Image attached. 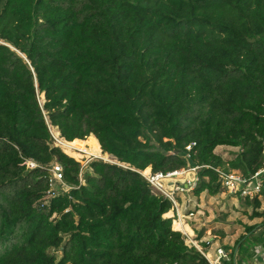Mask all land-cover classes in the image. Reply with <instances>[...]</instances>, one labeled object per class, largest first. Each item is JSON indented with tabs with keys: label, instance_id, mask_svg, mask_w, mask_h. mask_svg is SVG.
I'll return each mask as SVG.
<instances>
[{
	"label": "trees",
	"instance_id": "1",
	"mask_svg": "<svg viewBox=\"0 0 264 264\" xmlns=\"http://www.w3.org/2000/svg\"><path fill=\"white\" fill-rule=\"evenodd\" d=\"M49 125L127 167L81 179ZM182 155L195 196L264 169V0H0V264H209L142 175ZM53 162L70 190L44 202Z\"/></svg>",
	"mask_w": 264,
	"mask_h": 264
},
{
	"label": "rangeland",
	"instance_id": "2",
	"mask_svg": "<svg viewBox=\"0 0 264 264\" xmlns=\"http://www.w3.org/2000/svg\"><path fill=\"white\" fill-rule=\"evenodd\" d=\"M40 100L43 103L44 97L40 96ZM49 130L52 134V146L59 147L62 150L61 141H63L64 139L61 138L60 132L57 128L51 127L50 125ZM87 144L88 142L84 146L87 147ZM152 144L154 145L155 149H158V145H156L155 143ZM74 152L77 151L74 150ZM81 152L82 151L77 152L78 154H80L81 159L76 160L75 158H73L81 165V179L89 170V165L96 160L103 161L108 164L127 167L125 164L119 163L112 156L102 153V151V155L96 153ZM235 152H238L237 148L226 149V147H220L216 149V153L221 154L224 157H229ZM182 157L188 162V167L181 171L190 173L191 176L187 178L185 174H183V176L179 175L180 182H178L177 184H173V186H178L180 190L176 188L173 191L171 190V186H169V184H171L172 182H176L175 180L165 182H162V179L157 180L156 186L157 188H160L163 193L155 191V187L151 186L152 191L156 194H161L166 199H168V197L172 199L173 209L166 215V217L172 220L173 228H175L174 224L176 222L182 223L183 225L185 223L186 225H189L190 228H193L195 230L196 235L198 236L197 240L199 241V245L202 248H204V245H208V247L213 250L216 248V246H218L216 244L221 243V245H223L231 254L234 253L238 247L242 248V245L249 237L255 238L253 242H249L250 246H252L254 242H263L264 218H257L254 220L250 219L253 207H251L247 203V199L245 198V196H242L240 193H238L237 195L231 194L224 186L222 180L220 182L221 190L216 195H210L207 192H204L200 196H195L192 193L193 191L182 192L181 189H183V184L186 185V180L193 179L195 174L190 170L195 166L190 163L189 157L186 155H182ZM29 163L27 164V166L29 165ZM147 170L148 172H151V169H146L144 172H142L143 176H145V174L147 175ZM199 171L200 169H198L196 173L198 174ZM251 186L254 187V183L251 184ZM69 190L70 188L66 183L55 184L52 186L51 192L48 193L47 197L44 199V202L49 201L50 199L55 198L60 194L66 193ZM251 198H253V196ZM251 198L249 199V201H251ZM260 199H264V190L261 193ZM262 210H264L263 205ZM174 221L176 222L174 223ZM241 239L243 240L240 241ZM201 240H204L203 244H200ZM239 241L240 243L238 245L237 243ZM53 253L55 255H59V253L57 252Z\"/></svg>",
	"mask_w": 264,
	"mask_h": 264
},
{
	"label": "built area",
	"instance_id": "3",
	"mask_svg": "<svg viewBox=\"0 0 264 264\" xmlns=\"http://www.w3.org/2000/svg\"><path fill=\"white\" fill-rule=\"evenodd\" d=\"M51 133V132H50ZM52 135V134H51ZM188 150L190 147L187 148ZM187 156V155H186ZM29 163V162H28ZM49 168L50 172V181H51V190L52 186L55 184H63L64 183V168L59 162H53ZM29 168H34L35 164L33 162H30L28 165ZM199 169V167L195 166L191 170V172L195 173L193 179L186 180V185L183 184L182 192H192L199 184V177L196 173V171ZM184 170V169H183ZM177 173H185V171H176L167 175L163 174H150L148 176H144V178L147 180V182L155 187V191L163 193V191L160 188H157L156 182L159 179H167L174 177ZM220 178L223 181L224 186L227 188V190L234 195H237L240 193L242 196L245 197H252L255 195H258L261 190L263 189V183H264V169L259 171L257 174H255L252 178V182H247L239 172H231L230 174H223L220 173ZM254 183V187L251 186V184ZM160 185V184H158ZM174 188L179 189L178 186H175ZM50 190V192H51ZM180 190V189H179ZM49 192V193H50ZM155 193V192H154ZM174 194V193H172ZM169 201L172 202V199L169 198ZM173 209V208H172ZM176 221H174L175 223ZM180 232L183 234L185 238V243L188 247H193L197 249V251L207 260L209 264H222L224 261H231L232 256L231 253H228L225 251V249L222 246H219L215 253L212 255L209 251L205 250L199 245V241H197V237L194 235H190L188 232L181 230ZM262 252V256L264 257V246L262 249H260Z\"/></svg>",
	"mask_w": 264,
	"mask_h": 264
},
{
	"label": "crops",
	"instance_id": "4",
	"mask_svg": "<svg viewBox=\"0 0 264 264\" xmlns=\"http://www.w3.org/2000/svg\"><path fill=\"white\" fill-rule=\"evenodd\" d=\"M92 137H94V136L92 135ZM76 145H78V144H76ZM226 149H235V148L226 147ZM230 151H235V150H230ZM263 190H264V187H263ZM262 205L264 207V203ZM185 226L189 227V225H186V224L184 225V227ZM180 229L188 232L191 235L196 236L197 239H198V236L196 235V232H195V230L193 228H190V227L189 228H179L178 231H180ZM254 240H255V238L249 237L245 241V243L242 245V248L238 247L235 250L233 264H264V257L262 256V252L260 250L264 246V240H263V242H256V243L254 242V244L252 246H250L249 242H253ZM203 241L204 240H201L200 244L201 243L203 244ZM216 245H218V246H216V248L213 249V250L211 248H209L208 245H204V249L209 251L210 254L213 255L215 253L216 249L219 246H222L225 249V251L228 252V250L223 245H221V243L220 244H216ZM232 254H231V256H232ZM229 262L230 261H224L222 264H230Z\"/></svg>",
	"mask_w": 264,
	"mask_h": 264
},
{
	"label": "bare ground",
	"instance_id": "5",
	"mask_svg": "<svg viewBox=\"0 0 264 264\" xmlns=\"http://www.w3.org/2000/svg\"><path fill=\"white\" fill-rule=\"evenodd\" d=\"M61 148H62L63 152L67 156L75 158L76 160L81 159L80 154L77 153V152H80V151H82L84 153H96V154H101L102 155L99 143H98L96 138L92 137V135H91V137L88 140L87 147H85L84 145H76L75 143H71V142L69 143V142H66V141L63 140V141H61ZM74 150L77 151V152H74ZM147 172H148V170H147ZM149 174H150V172L147 173V175H149ZM183 174H185V176L187 178H189V176H191V174L187 173V172H185V173H177L172 178L162 179V182L175 180L176 182H172L171 184H169V186H171V190L173 191L175 189L173 184H177L178 182H180L179 175L183 176ZM147 175L145 174V176H147ZM177 176H178V180H177ZM187 180H189V179H187ZM184 225H185V223H184ZM184 225L182 223L176 222L174 224V227L177 230L179 228H189L187 226L184 227Z\"/></svg>",
	"mask_w": 264,
	"mask_h": 264
}]
</instances>
